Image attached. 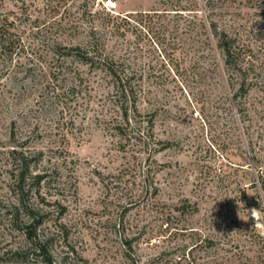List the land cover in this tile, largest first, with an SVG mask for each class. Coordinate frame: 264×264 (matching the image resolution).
Masks as SVG:
<instances>
[{
	"label": "rangeland",
	"instance_id": "obj_1",
	"mask_svg": "<svg viewBox=\"0 0 264 264\" xmlns=\"http://www.w3.org/2000/svg\"><path fill=\"white\" fill-rule=\"evenodd\" d=\"M164 1L107 5L125 16ZM222 2L215 18L244 49L234 75L204 0L197 15H158L153 31L122 19L101 31L154 119L152 131L142 124L144 144L100 122L102 72L75 63L86 83L74 96L55 89L44 1L0 0L15 23L11 55L0 52V264H48L11 219L13 148L44 152L50 203L38 234L56 264H264V241L242 232L256 224L264 235V0ZM185 202L199 211L177 210Z\"/></svg>",
	"mask_w": 264,
	"mask_h": 264
},
{
	"label": "trees",
	"instance_id": "obj_2",
	"mask_svg": "<svg viewBox=\"0 0 264 264\" xmlns=\"http://www.w3.org/2000/svg\"><path fill=\"white\" fill-rule=\"evenodd\" d=\"M43 1L48 18L43 21L42 25L49 33L48 51L53 60L47 76L55 83V89L60 88L74 96L84 82L86 83L83 74L74 67L75 63L88 66L91 71L102 72V80L106 86L103 84L101 86L108 91L103 97L104 104L100 122L120 139H126L128 142L133 139H145L144 144H148L151 136L143 132L142 124L144 121L147 122L149 130L152 131L154 119L152 117L144 119L140 110L142 89L132 77L125 74L124 64L106 53V41L101 31L116 28L118 19L126 21L129 25L153 31L158 25L159 20L156 19L158 15L162 13L178 16L191 15V13L197 15L200 13L199 8L202 7L201 0H186L185 3L184 0H165L164 9L135 11L125 16L116 14L112 8L108 7L109 1L116 3L117 0ZM204 1V7L208 12L210 32L216 39L217 47L224 57L229 74L242 72L241 56L244 54V49L223 21L215 18L219 2L222 4L224 2L222 0ZM8 21V18H2L0 15V52L3 55L9 53L11 55L15 43L12 30L15 28V23ZM53 31L57 36H50ZM66 34L72 36L71 41L82 37L81 41L77 44L67 43L62 39ZM87 84L90 86L89 81ZM243 88L245 85L242 86ZM10 155L13 161L12 179L16 199L10 206L11 219L19 229L23 230L25 237L32 245L37 246L39 254L45 257V261L48 264H56L48 252L47 245L38 234L47 214L44 205L47 206L50 203L42 193L43 185L50 177L49 170L40 166L44 161V152L13 148ZM261 186L264 191V178H262ZM157 189L154 188L153 195L157 194ZM56 204L61 218L66 213V207L60 202ZM191 208L192 214L199 211L197 207H190L187 202L177 210L187 213ZM22 214L26 218H22ZM244 231L249 233L248 237L264 241V235L256 224H253L251 229L242 230Z\"/></svg>",
	"mask_w": 264,
	"mask_h": 264
},
{
	"label": "clouds",
	"instance_id": "obj_3",
	"mask_svg": "<svg viewBox=\"0 0 264 264\" xmlns=\"http://www.w3.org/2000/svg\"><path fill=\"white\" fill-rule=\"evenodd\" d=\"M258 212H259V211L255 210V209L252 210V216H253V218H254L256 221L258 220Z\"/></svg>",
	"mask_w": 264,
	"mask_h": 264
},
{
	"label": "bare ground",
	"instance_id": "obj_4",
	"mask_svg": "<svg viewBox=\"0 0 264 264\" xmlns=\"http://www.w3.org/2000/svg\"><path fill=\"white\" fill-rule=\"evenodd\" d=\"M113 3V2H112Z\"/></svg>",
	"mask_w": 264,
	"mask_h": 264
}]
</instances>
